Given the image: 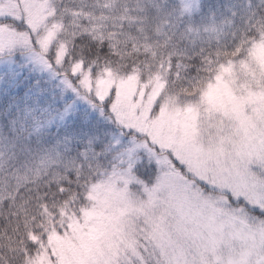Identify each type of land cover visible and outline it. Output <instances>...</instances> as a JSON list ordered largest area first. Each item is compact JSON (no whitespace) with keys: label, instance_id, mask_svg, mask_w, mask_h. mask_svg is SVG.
Listing matches in <instances>:
<instances>
[{"label":"snow or ice","instance_id":"snow-or-ice-1","mask_svg":"<svg viewBox=\"0 0 264 264\" xmlns=\"http://www.w3.org/2000/svg\"><path fill=\"white\" fill-rule=\"evenodd\" d=\"M0 264H264V0H0Z\"/></svg>","mask_w":264,"mask_h":264}]
</instances>
